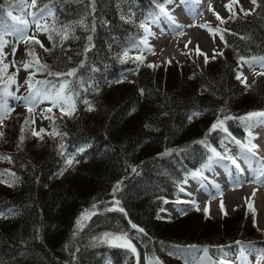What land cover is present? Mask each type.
I'll list each match as a JSON object with an SVG mask.
<instances>
[{"label":"trees","instance_id":"obj_1","mask_svg":"<svg viewBox=\"0 0 264 264\" xmlns=\"http://www.w3.org/2000/svg\"><path fill=\"white\" fill-rule=\"evenodd\" d=\"M163 1L95 0V11L89 14L88 0H36L35 12L48 5L54 13L55 19L47 16L48 25L73 28L66 40L55 33L53 40L47 37L44 48L49 52L39 45L28 47L35 49L50 72L75 69L76 73L36 72L34 81H47L51 89L67 80L76 112L61 117L54 108L52 125L66 135H47L38 143L32 142V125H24L26 118H33L27 110L23 115L9 114L7 130L0 129V153L11 157V162L0 160V171L18 177L13 187L0 184V209L17 210L0 219V264H137L130 251L96 239L105 232L127 233L139 253V264H147L146 256L184 264L176 253L184 245L214 249L243 240L264 248V229L257 225L255 211L243 208L218 219L196 209L173 220L158 215L163 200L176 195L185 174L208 156V149L196 141L205 138L218 118L233 117L224 120L227 129L243 139L239 117L264 110V75L248 87L235 78L238 57L264 56V0H257L259 6L249 15L239 9L236 18L221 24L227 42L223 55L208 58L207 63L204 56L192 55L182 64L148 67L133 50L144 33L141 24ZM19 3L9 0L13 6ZM0 5H4L3 32L13 22L5 0ZM13 15L20 13L13 10ZM81 19L87 28L76 24ZM93 26L95 31L90 30ZM88 35L94 45L90 50H86ZM132 71L135 81L126 77ZM7 73L0 78V103L6 105L3 89L14 70ZM14 117L18 121L9 126ZM223 136L220 130L212 131L208 144L221 148ZM80 147L85 150L79 152ZM70 155L74 159L69 166ZM115 201L123 213L108 211ZM87 210L95 214L78 230L76 221Z\"/></svg>","mask_w":264,"mask_h":264},{"label":"snow or ice","instance_id":"obj_2","mask_svg":"<svg viewBox=\"0 0 264 264\" xmlns=\"http://www.w3.org/2000/svg\"><path fill=\"white\" fill-rule=\"evenodd\" d=\"M82 3L83 0H80ZM237 3L238 0H232V3L226 4L225 8L229 11L230 15L228 19H234L237 16V13L233 10L232 4ZM251 5L253 7L251 9H244L242 5H240V11L245 15H249L251 12L255 10L256 7L259 5L257 4V0H250ZM5 4H8V9H7V17L11 18L12 22L11 24H8L5 26V30L3 32H0V78H2L4 75H8L7 69L9 68V65L6 63H3V59L5 54L3 53L4 47L7 45L8 41L5 40L6 35H12L15 37L18 41L23 42L26 45H39L41 48H44V45L42 42L36 38L35 34L29 35V27L30 23L35 25L36 31L37 32H46L48 33V39L51 41L53 40V34H57L60 38L61 41L66 40L73 28L72 24H66L63 25L60 29H57L54 25L50 26L47 23H41V21L45 20L47 16H52L54 19V13L52 9L48 6L45 5L44 8L39 10V14L36 12H26L25 9L27 8H34L36 6V0H31V3H26V0H20V3L18 5H11L9 4V0H5ZM4 5H0V8H3ZM89 9V14L95 11V0H88V5ZM157 7L160 8V15H165L167 18L172 22L174 25V28L176 29V34L177 35H182L181 29L183 28L182 25H179L175 22V20L168 15L166 12L165 8L162 5H157ZM45 9H47V12L45 13ZM13 10H16L20 13V15H13ZM209 10L211 9V6L209 5ZM214 11V10H213ZM216 15L217 20L220 21V23H226V21L219 16L218 13H214ZM31 17V21H29L28 17ZM124 17L122 16L121 19ZM104 23H107L106 21ZM76 24L79 26H83L87 28L88 26L85 24L84 19L76 21ZM141 27L144 28L146 33H149V29L146 27V24H141ZM201 27H205L209 33L213 35V38H215V35L220 32V29L218 28H212L209 25H201ZM91 31H95V27L93 26ZM227 31V29H225ZM244 37H241L243 39ZM220 39L224 41V36L221 33L220 34ZM86 40L89 42V47L86 50H90L91 47L94 45L91 44L92 41V36L88 35L86 37ZM144 45L148 44L147 37L141 41ZM190 43V41H189ZM225 44H227L226 41H224ZM188 45H185V48H187ZM16 47L14 46L13 48V55L15 54ZM45 52L51 51L50 49L44 48ZM149 51H152L151 48H149ZM196 51L205 57V63L208 62V57L206 54L202 53L200 51L199 45L196 46ZM220 55H223V53H219ZM26 55L31 57L30 60L27 61H21V64L19 67H16V62H12V66L16 67V73L8 76V81L9 85L11 84H16L17 89L19 88V84L16 80V75H18L19 71L21 68L24 71H28L29 69H35L33 72H29L27 78L24 81V84L28 85V95L27 96H16L14 93L8 90L9 85H6L5 88L3 89V94L6 96H12L14 99L20 101L22 100L24 102V106L27 109L28 113H34L35 107L41 103L42 101H50L51 107H48L41 112V118L42 119H48L50 121H54L56 119L55 115L53 113V108H58L61 117L63 116H73L76 112V106L74 102V95L72 94V90L68 87V81L65 80L63 83L60 84L58 88L53 86V88L47 87L48 82L47 81H34L33 77L35 76L36 72H45L48 71L49 75H56V76H74L76 73L75 69H72L71 71L67 73H52L48 69V65L45 63L41 62L40 57L36 54L35 49L33 47H27L26 48ZM215 50H213V59L215 58ZM124 58L128 57V52L125 51L123 53ZM137 60L142 61L143 57L138 56L136 57ZM238 68L236 70V75L235 78L237 80H240L241 83L245 84V87H248L247 82H246V77H243V72L242 68L244 65H247L250 69H255L256 66H259L262 71L259 73V75H264V57L260 58H249L245 59L244 57H238ZM171 61H169L170 63ZM148 67H154V65L149 64ZM45 85V87L41 88L38 87L37 85ZM86 104L88 103L87 101H84ZM89 111L93 110L92 107L89 105ZM14 111V109L8 108L6 105V101L3 103H0V124L3 123V120L6 119L9 114ZM51 114V115H50ZM193 115H199V113H193ZM226 119H233V117H225L224 119H217L209 128L208 134H210L212 131L216 129H220L227 135L225 136V139H231L234 143L239 145L240 149L242 152H247L251 155H255V149L258 148V145L252 143L251 141L255 140L257 137L254 136L251 132V129L255 127H264V111H253L248 113L246 116H241L239 117L240 121L243 123V126L245 127L246 131H248V142L247 143H242L239 140H236L235 137L232 136L230 132H228V129L224 127V120ZM35 124V119H28L26 118L24 121V125H34ZM24 132V126L22 125L21 127V133ZM30 134L34 137L39 138L40 140L44 139V136L42 134H47L52 137L60 136L63 137L66 135V133H62L59 130L56 129L55 125L53 124V129L51 132H49L47 129H40L39 131L35 130L34 128H30ZM205 135L204 139H201L199 141H196V143L204 145L205 148H207L210 152V155L207 157L208 164L205 165V167H209L214 161H217L218 159H228L231 160V162L236 166V168L239 170V164H237L236 160L231 157V156H221V153L216 150V148L211 147L207 143V135ZM3 136V133H0V137ZM21 143L23 142V135L19 137ZM61 151L63 152L64 150V145H60ZM85 150L84 147H80L78 149L79 152H83ZM169 152L163 153V155H169ZM74 157L69 156L68 159L66 160L67 165H71L73 162ZM0 160H6L11 162V157L0 153ZM261 172L260 175H264V158L261 159ZM133 172L136 171L135 168L132 169ZM62 174V173H61ZM193 179H203L202 172L201 171H194L190 174ZM18 181V177L16 174L12 171L9 170H3L0 171V184H3L7 187H13L16 185ZM184 183H187V180L184 181ZM215 188L218 190L220 189L219 185H214ZM116 191L119 190V184L116 185ZM183 191V189H181ZM221 196L223 195L222 190L220 191ZM189 195H191L189 193ZM255 195V192L253 193V196ZM193 206L199 210V205L196 204L194 201L192 202ZM210 203V201H209ZM116 205H119V201H115ZM221 211L222 214L226 215V209L224 208L223 200H221ZM93 208H95V205H93ZM248 209L249 211H252L254 213V208L251 203H248ZM113 209H108V211H111ZM120 212H124L123 208L118 209ZM16 209L14 207H8L7 209H0V219H7L10 216L15 215ZM94 213H88L85 212L81 215L80 218L77 219L76 221V226L77 229H81L83 227V222L86 221L90 215ZM205 214L208 215V210L207 208L205 209ZM132 228L137 229L138 232L143 233L144 229L143 228H138L137 225L132 224ZM97 240H101L104 243L109 244L111 247H119L122 249H126L130 251V253L135 254L137 257V264H139V253L137 252V249L135 245L132 243L131 238L127 235V233H122V234H113L109 232L103 233L101 237H97ZM192 248H195V246H191ZM76 252L79 251V249L75 250ZM199 251V250H198ZM204 255L200 257L194 256L192 253H189L188 255L192 256V259L189 260L187 258L184 259V264H205L207 261L208 264H226V259H227V254L224 253V258L218 259V260H211L210 257H208V249L204 248L202 249ZM170 255H174L175 253H169ZM257 254L256 250L254 248H249V249H244L241 247L238 251L237 259L239 261V264H251V262L248 260V256ZM257 260L255 264H264V250H261L257 254ZM149 264H163L162 261L159 260L158 257H153L151 258Z\"/></svg>","mask_w":264,"mask_h":264},{"label":"rangeland","instance_id":"obj_3","mask_svg":"<svg viewBox=\"0 0 264 264\" xmlns=\"http://www.w3.org/2000/svg\"><path fill=\"white\" fill-rule=\"evenodd\" d=\"M200 1V0H199ZM207 1V0H204ZM214 1L213 5H212V10L208 11L205 16H207L206 18L201 17V22H196L197 24L193 25V21L192 22H187L185 23V35H182V38H171L168 37L165 39L164 45L162 47H160L159 49H155L152 51H149V49L143 53L144 54V62L146 64H152L154 66H158L159 64L161 65H165L167 64L169 61L174 62L176 64H182L186 61L190 60V56H197L200 55L197 51H196V46L199 45L200 51L204 54L207 55V57L209 59H213V50H215V57L217 55H220L219 53L223 52L224 47H225V39L224 41H222L220 39V34L222 33L221 30L219 33H217L215 35V38H213V35L211 33H209L207 31V29L205 27H201V25H209L212 28H218L220 29V26L222 23H220L219 20H217L216 15L214 13H218L219 16L221 18H223L224 20H227L230 13L229 11L225 8L226 4L232 3V0H212ZM26 3H31V0H26ZM198 5H201L198 2ZM240 5L243 6L244 9H251L253 7V5H251L250 0H238V4L237 3H233L232 7L233 10L237 13V11L240 9ZM35 8V7H34ZM34 8H27L25 9L26 12H33ZM169 8L166 9V11H168ZM214 10V11H213ZM161 15L156 18L157 22L154 23L153 21L150 22V25L148 27L149 29V33H147V41L148 44H150V46L152 47L151 44L154 45L153 39L156 40V38H160L163 39L166 37V35L160 31H158L159 29V23L158 21L161 19ZM29 21H31V17H28ZM41 23H47L46 19L41 21ZM188 23H192L190 25H187ZM29 35H33L35 34L36 38L41 40L43 42V44L45 43V45H47L48 43V33L46 32H37L35 25L30 23V27H29ZM157 35V36H156ZM153 36V37H152ZM206 36V40L203 41V37ZM8 39V43L7 46L5 47V49L3 50V53L5 54V63L9 65V70H14V73H16V67H19L21 64V61H27L30 60V57L26 55V48L28 47V45L24 44L23 42L18 41L15 37H13L12 35H9ZM158 40V39H157ZM190 41V43H189ZM158 42V41H157ZM156 44V42H155ZM188 45L187 48H185V45ZM14 46L16 47L15 50V54L13 55V48ZM170 48L172 49L171 53H169ZM141 49L140 48H136L134 50L135 54L137 53H141ZM143 52V51H142ZM201 56V55H200ZM203 56V55H202ZM255 58H260V57H255ZM205 59V57H204ZM15 61L16 62V67L12 66V62ZM35 71V69H29L27 72L24 71L22 68L19 71L18 75H16V80L19 84V88L17 89V85L14 84L13 86V90H14V94L16 96H27L28 95V85L24 84L25 79L27 78L29 72H33ZM262 71V69L259 66H256L255 69H250L247 65H244L242 68V72H243V77H246V82L247 85H249L251 83V81H254L258 76L259 73ZM136 71H132L127 73V78L131 79L133 81L136 80V76H135ZM35 79V76L33 77V80ZM51 103L50 101H42L41 103H39L35 109H34V113H32L33 118L35 119V124L32 125L31 128H34L35 130L39 131L40 129H47L49 132L53 129L52 128V121L48 120V119H42L41 118V112L42 110L51 107ZM9 108L14 109L15 114L17 115H23V113L26 111L24 110L25 106H24V102L22 100L18 101L16 99H14V97H10V103H9ZM55 109L53 108V111ZM51 115V114H50ZM14 121H18L15 117L11 120V123L9 126H12L15 122ZM14 122V123H13ZM8 123V119L6 121H4L2 124H0V129L1 131L5 132L7 129L5 128L6 124ZM224 127H226V123L224 122ZM216 130H220L219 128ZM254 134L257 137V139H255V144L258 145V142L263 141L262 139H264V127H255L254 129ZM223 132V131H222ZM44 136V138L47 136V134H42ZM32 136V135H31ZM32 139L34 143H38L40 141L39 138L32 136ZM258 141V142H257ZM208 143V141H207ZM225 144H228L230 149L233 152V155H236L238 157L244 158L247 155H250L247 152H242L240 147L235 145L233 143V141L231 139H225L224 140ZM219 159L217 161H214L212 165L218 167L219 166ZM221 163V162H220ZM207 170H209L210 174L214 177V174L212 172V170L210 168H208ZM191 181V180H190ZM220 184V190L224 189L223 191V195H226L225 197H221V194L217 192L214 193L213 190V195L210 198L211 201L209 203V201H204L201 206L199 207L200 210L205 211V209L207 208L208 213L211 217H213L214 219H218L221 215H222V211H221V200H223V204H224V208L226 209V212L228 214H234L237 210H241L244 207H248V203H251L253 205V208L256 210L257 212V216H256V221H257V225L263 229L264 228V185H262L261 183H257L254 181H249L246 184L240 185V188L238 187H234L232 185H230L225 177L224 180L219 183ZM231 192H236L240 195L239 197V205L235 208H232L230 203H229V199H228V193ZM255 192V195L253 196V193ZM209 196V195H208ZM246 198V199H244ZM177 211L175 210L174 207L171 208V210H169L170 213L174 214V218H176L177 216L179 217V215H181L182 211L180 210V207L175 206ZM186 207V206H185ZM183 207V208H185ZM119 208H121L119 205H116L115 203L111 204V206L109 207V209H115L118 210ZM85 212L88 213H95V211L93 210H87ZM84 212V213H85ZM93 215V214H92ZM90 215L89 218L92 216ZM162 215H167V213L162 212ZM88 218V219H89ZM88 219L86 221L83 222V224H85V222L88 221ZM263 222V223H262ZM262 223V224H261ZM109 233H113V232H109ZM113 234H122V233H113ZM133 243V242H132ZM107 244V243H106ZM109 245V244H108ZM249 248H254L256 250V253L258 254L261 250L259 247H254L252 244H247L246 245V249ZM202 247H195V248H179V250H177L178 254H181L183 259L187 258L189 260L192 259V256L188 255L189 253H192L194 256H196L197 258L200 256H203L204 253L202 251ZM199 250V251H198ZM228 252H223L219 249H217L216 253L218 254L219 257L216 258V260L218 259H222L224 258V253L227 254V259H226V264H239L238 259L236 258L238 255V251L236 246H230V248L228 249ZM257 254H253L248 256V260L251 262V264H255L256 260H257ZM150 257V256H149ZM150 257L149 258V262L151 260ZM205 264H207V261L205 262Z\"/></svg>","mask_w":264,"mask_h":264},{"label":"bare ground","instance_id":"obj_4","mask_svg":"<svg viewBox=\"0 0 264 264\" xmlns=\"http://www.w3.org/2000/svg\"><path fill=\"white\" fill-rule=\"evenodd\" d=\"M207 38L206 36L203 37V41H205ZM164 45H167V44H164ZM163 45V46H164ZM172 49L170 48L169 50V53H171ZM257 139V138H256ZM263 141L261 142H258L259 144V147L256 149V151L258 153L255 152V155H247L245 158H243V163L245 165V168L247 170V172L252 176V177H258L259 173H260V166H261V159L264 158V139H262ZM256 142V141H255ZM224 171H218V174H216L215 178H216V183H220L221 181L224 180ZM264 177V175H263ZM258 180H253L254 182H257V183H261L262 185H264V180H259V178H257ZM214 183L211 184V187L214 188V193L218 191V193H220V189L218 190L217 188L214 187L215 185ZM196 186L200 187V185L197 183ZM235 187H238L240 188L239 186H235ZM224 191V189H222V192ZM213 193V194H214ZM212 194V195H213ZM211 195V197H212ZM228 201L231 205L232 208H235L239 205V197L240 195L236 192H231V193H228ZM226 195L224 196H221L220 198L222 197H225ZM246 199V198H244ZM263 223V222H262ZM261 223V224H262Z\"/></svg>","mask_w":264,"mask_h":264}]
</instances>
